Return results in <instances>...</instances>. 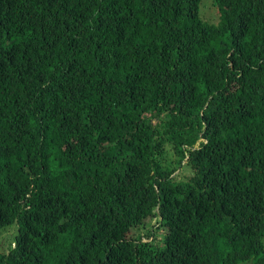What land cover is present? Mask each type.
Instances as JSON below:
<instances>
[{
	"label": "trees",
	"instance_id": "16d2710c",
	"mask_svg": "<svg viewBox=\"0 0 264 264\" xmlns=\"http://www.w3.org/2000/svg\"><path fill=\"white\" fill-rule=\"evenodd\" d=\"M201 1L0 0V264H264V0Z\"/></svg>",
	"mask_w": 264,
	"mask_h": 264
},
{
	"label": "rangeland",
	"instance_id": "374dc122",
	"mask_svg": "<svg viewBox=\"0 0 264 264\" xmlns=\"http://www.w3.org/2000/svg\"><path fill=\"white\" fill-rule=\"evenodd\" d=\"M207 0H202L201 3H200V8H199V11H200V15L207 19L209 22L213 23V24H216L219 20V15L217 16L216 13H215V10L212 9L211 7V3L207 2L204 7L201 6L202 3H205ZM211 6V7H210ZM216 16H217V19H216ZM216 19V20H215ZM147 227L150 228V227H153V225L156 223V218H149L147 221ZM15 225V224H14ZM12 225L11 228H9L8 230H12V232H16V225L14 226ZM11 231H8V232H4V233H1L0 234V247L1 248H6V245L8 244H5V240L8 238V235ZM140 235V234H138Z\"/></svg>",
	"mask_w": 264,
	"mask_h": 264
}]
</instances>
